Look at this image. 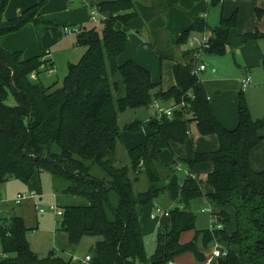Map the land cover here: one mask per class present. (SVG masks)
Masks as SVG:
<instances>
[{"label":"trees","instance_id":"trees-1","mask_svg":"<svg viewBox=\"0 0 264 264\" xmlns=\"http://www.w3.org/2000/svg\"><path fill=\"white\" fill-rule=\"evenodd\" d=\"M9 1L0 0V37L28 23H38L39 10L46 0L4 20ZM224 1L211 0L210 4L215 7ZM255 12L259 18L262 10L257 8ZM98 14L102 17L101 35L94 29H77V45L86 52L77 64H69L58 89L46 88L31 78L43 69L53 70L50 59H25L21 52H9L0 46V186L9 180L27 185L34 175L48 173L56 206L62 211L58 230L66 234L68 245H77L83 237L99 238L90 249L91 264H171L186 252L203 262L202 249H212L214 244L220 245L225 254L217 264H264V173L250 165L252 150L264 139L260 135L264 122L251 118L242 91L237 95L236 127L228 130L217 121L201 80L191 74L201 49L181 54L172 67L174 85L165 91L152 82L147 69L133 61L118 65L117 59L126 49L127 33L115 25L126 26L137 17L134 0L103 3ZM237 21L235 10L209 29L204 19L192 16L191 23L176 34L174 46L186 44L191 33L209 32L205 52L221 55ZM256 39H264V34L255 31L239 36L241 42ZM115 74L125 87V96L120 99L114 97L117 87L110 82ZM155 100L174 104L184 101L185 107L175 110L171 120H154L153 134L128 151L131 170L137 178L143 173L147 179V190L135 193L136 177L130 179L127 168L112 165L119 136L117 117L125 109L148 108ZM191 123L201 136L215 135L218 149L194 153L188 160L175 159L174 164L161 163L149 140L183 144ZM138 126L133 122L125 130L133 132ZM178 162L185 163L189 170L210 163L207 184L212 192L204 196L200 182L187 175L179 185L176 206L168 212L169 225L159 229L155 251L147 256L138 209L165 195ZM92 166L101 170V178L91 174ZM72 197L79 198L78 204L68 203ZM201 197L222 208L212 222L213 226L220 224L221 229L196 230L190 204ZM227 206L235 216V229L230 234L224 229L230 221L223 210ZM0 222V252L5 255L0 264H74L55 257L54 250L38 258L29 248L28 230L19 216ZM191 231L193 239L180 243L181 235ZM199 236L202 248L197 245Z\"/></svg>","mask_w":264,"mask_h":264},{"label":"rangeland","instance_id":"rangeland-1","mask_svg":"<svg viewBox=\"0 0 264 264\" xmlns=\"http://www.w3.org/2000/svg\"><path fill=\"white\" fill-rule=\"evenodd\" d=\"M257 1L225 0L223 2L224 5L222 4V6L218 5L213 8L208 7L205 16L204 12L200 14L201 17L205 20V22L208 21L207 24L210 25L211 29H214L218 25L219 19L221 17H227V15L231 13L230 10H232L234 7H236L235 9H237L238 19H240L238 27L235 29L234 32H231L229 34L227 43L224 48V52L221 55H214L205 52V50H200L198 56V62L204 64V66L207 68L204 74L206 75L207 73H209L207 76H205L206 78L203 77V74L201 75V79L202 77L203 79H205V82H202L204 88H209V90H207L206 92L209 96H211L209 106L215 107V111L220 118H223L225 116L230 118L231 114L235 112L234 110L237 101L236 91L238 90H235L233 87H227L226 91L220 93L219 95H216L214 93L215 90L213 88L211 89V84L217 80V82L226 85L231 84L228 86H237L239 82L246 78H249V80L251 81V86L247 88L248 93L246 94V89L244 90V98L249 113L253 120H262L264 122V39H257L256 41L252 42V45L249 48L246 47L244 49L246 50L245 52H243L244 50H239L240 47L243 46L239 43V35L243 36L255 32L253 26L251 27L252 30H250V15L256 23L260 20H264V16H260L261 18L257 19V16L255 14V8L260 7L259 4H256ZM165 23L166 21L161 19V23L158 25L163 26L165 25ZM169 23L170 22H167L166 24L168 25ZM178 23L180 22L176 20V24ZM262 25L264 26V23ZM146 26H148V23H146ZM85 28L94 29L101 35L103 29L101 17H97L96 21L90 20L89 24L86 25ZM257 28L256 29L260 34H264V32L260 31V28L262 27L258 26ZM68 29L71 30L73 29V27L69 26ZM38 31L40 32L39 29ZM171 32L172 28H170L169 31L168 29L157 30L155 33L160 39V50H157L156 47L152 46L153 48L150 51H147L150 48L144 46L141 50L142 53L138 52L137 54L141 56L139 59L145 64H143L142 62L140 63H142V65H145L146 67L144 68L150 72L152 82L159 83L160 88L164 90H167L174 84L172 64H174L178 59H180V56L183 52L187 50L200 49L201 40L203 38V34H193L194 36L192 38L194 40L189 37L188 42L180 46V49H178V47L174 46V34ZM143 34L144 32L141 33L142 37H144ZM208 34L209 33H205V36L209 37ZM62 40L63 42L61 44H53L49 49L50 54L47 53V55H45L53 60V70H50V72L49 70L43 69L37 77L34 74L31 75V78L33 80L36 79L37 81L41 82L42 85L46 88H60L63 84L64 77L67 75L69 64H77L86 52V48L77 45L75 33L72 32L70 34H64L62 32ZM146 43L148 44L147 41ZM257 52L261 56L259 62H256ZM125 54L126 53L124 52L118 57V65L120 64V62H122V59L125 57ZM177 55L178 58H176ZM136 65L143 67L139 64ZM212 70L214 71V73H212ZM253 77L257 81L261 80V82H259L261 84V89L252 90L254 86V84L252 85V83H254ZM110 82L111 84H115L117 87V90L114 92V97L116 99H119L121 97L123 98L125 95V87L122 83L120 76L118 74L113 75L110 78ZM256 87L258 88L257 84ZM8 104H13V100L11 97H9ZM151 115L152 110L148 107L137 109H125L124 111L119 113L117 117V127L119 130V136L116 141V147L112 157V165L115 168H127L129 170L128 175L130 179L135 178L136 173L135 171L133 172L131 170V164L127 152V147L128 145H130L131 141H127V139L125 138L129 136L133 137L135 135L144 134L143 129H145L146 132L149 131L147 127L148 124L143 122L146 118L151 117ZM154 117L155 114H153L152 121L155 120ZM133 122H138L139 130L133 132L126 131L125 129L129 126V124ZM190 131L193 136H195V145H197L198 138L202 137H199L197 135L198 133L196 131L195 124H192L190 126ZM188 142H191L190 136H188L185 140L184 146L188 145ZM149 144L152 145L156 150L168 149V146H166V144L162 140L150 139ZM217 146L218 144L216 143V148H209V151L217 150ZM206 149L207 150L205 151H208V148ZM259 160L262 164L260 165L259 163H257V165L258 169H261V167H264V154L259 157ZM177 165H179L177 166V170H173L169 178V182L172 184V187L174 189L176 188V190V184L182 182L187 177L189 172V168L186 166L185 163L178 162ZM207 169L205 171H208ZM205 171L197 170L191 174L196 177L195 179L197 181L200 182V188L203 193L208 190L212 191V189L207 184L208 173H206ZM91 174L99 178L103 176L101 170L96 166H92ZM34 181L37 183V186L40 190V194L42 196L41 201L39 200L40 198H36V205L44 208L46 212L42 215H37L38 225L36 229L34 231L30 230L27 233V242L29 244L30 250L35 253L40 259L47 257L49 252L52 250L59 253L60 257L64 260H69V254L75 256L76 258L83 259L87 254L91 252L90 249L94 246L95 242L98 241L99 238L83 237L77 245L70 247L68 245L66 235L62 233V231L58 230L60 227L59 221L61 217L56 216L53 212L48 210L49 206H53L56 204L51 176L48 173L43 172L35 175L33 177L32 182ZM23 185L21 182L16 180H9L2 184L0 186V189L5 190L8 195H11V197L6 198V201L3 198L2 200L4 202L8 201L7 204L11 203L10 206L12 207L13 200H15L17 193H24L25 195H29V192L27 193V191H25L27 187ZM133 189L135 193H142L147 190V179L143 173H140L138 175V178L136 177V180L134 179ZM176 190H167L165 195H162L163 198L160 199L159 206L163 207L164 205H166V203L169 202V198L167 196L170 193L171 195L173 194L172 196L174 197V193ZM78 202L79 198L72 197L68 203L78 204ZM11 207L9 210L11 214L13 213L12 209L18 212L17 206L12 208ZM153 213L156 215V218L158 217L157 220L159 218H162L160 215H158L157 208L154 209ZM140 216L143 219L145 218L144 213H140ZM203 218H201V221ZM230 222L232 223V218H230ZM199 225L201 227L199 229H203L201 224H197V226ZM158 231L157 228H154L150 232V234H146L143 237L144 248L147 256H150L155 251ZM193 237L194 232H185L183 233L181 238L183 242L180 241V243L186 244L191 241Z\"/></svg>","mask_w":264,"mask_h":264},{"label":"crops","instance_id":"crops-1","mask_svg":"<svg viewBox=\"0 0 264 264\" xmlns=\"http://www.w3.org/2000/svg\"><path fill=\"white\" fill-rule=\"evenodd\" d=\"M41 1L42 0H10L4 11L3 19L8 20V19L14 18L18 16L21 12L26 10L27 8ZM115 1H122V0H46L39 10L38 23H28L23 28H21L20 30L14 33L1 36L0 46L9 52H21L22 56L25 59L35 57V56H42V60H48L50 59V57H47L45 55H47V53L50 54L49 52L50 47L53 44L58 45L63 42L62 40V32H63L62 29L63 28H68L69 26H72L73 28L74 27L75 28L85 27L86 25L89 24V21L91 20L90 12L96 11L98 13L99 5L103 3L115 2ZM256 4L257 5L259 4L260 6L256 8H258L259 10H262V13H259V14L261 15V17L264 16V0H258ZM208 7H211V4L206 2L205 0H134V10L135 12H137V17L131 20L126 26L122 25L121 23H117L115 25V28L117 30H123L127 33L126 49L124 51L126 54H125V57L122 59V62H120L119 65L123 64L127 60H132L136 64H139V65H142V63L145 64L143 61L139 59L141 56L137 54L138 52L142 53L141 50L143 49L144 46L150 48L147 51H150L153 48L152 46L156 47L157 50H160L159 49L160 39L155 33L157 30L168 29L169 31V29L172 28L171 33L174 34V39H175L176 34H178L181 30H183L185 27H187L191 23L192 16H197L198 18H202L200 14L204 12V16H205L208 10ZM235 8L236 7L230 10L231 13H229L227 17H229L235 10H237ZM227 17H224V18H227ZM261 17L258 18L257 16V19H260ZM161 19L165 20L166 23L167 22H170V23L168 25L165 23V25L163 26L158 25L161 23ZM176 20L179 21L180 23L176 24ZM239 22H240V19H238L237 21L236 28L238 27ZM146 23H148V26H146ZM205 23L208 26V28L211 29L210 25L207 24L208 21ZM263 23H264V20H260L259 22L256 23L255 20L252 19L250 15V30H252L251 27L253 26L255 31H257L258 29L257 27L260 26L262 27L260 28V31L264 32V28H263L264 26L262 25ZM38 29L41 31L40 35H38V32H39ZM235 29L232 32H234ZM142 32H144L143 34L144 37H142L141 35ZM207 33L209 32H206V34ZM193 34L195 35L198 33H191L190 35L191 39H193L192 38L194 36ZM256 40L249 41V42H241V40H239V43L243 45L240 47L239 50H244L246 47L249 48L252 45V42ZM146 41L148 42V44L146 43ZM144 42H145V45H144ZM178 49L180 48L178 47ZM245 51L246 50H244L243 52ZM256 57H257L256 62H259L261 56L258 52L256 54ZM176 58H178V55L176 56ZM118 59H117V63H118ZM50 60L53 63V60L52 59ZM142 66L143 68L146 67L145 65H142ZM172 67H173V64H172ZM206 70L207 68L205 67V71L200 74V80H201L202 90L209 104V101H211V96H209L206 93L207 90H209V88L205 89L202 84L203 81L205 82V79H203V77L206 78L205 76L209 74V73H207L206 75L204 74ZM212 73H214L213 70H212ZM202 74H203V77L201 79ZM253 81L254 83H252V85L254 84V86L252 90L261 89V84L259 83L261 82V80L257 81L253 77ZM241 82H239L237 86H228L231 84L226 85V84L217 82L216 80L215 82L211 84V89L213 88L215 90L214 93L216 95H219L220 93L226 91L227 87H233L235 90H238L236 91V96L238 95V92H241V91L243 92V95H244L245 89H246V94H247L248 93L247 88L251 86V81L249 85L243 90L241 87ZM256 84L258 88L256 87ZM236 104H237V101H236ZM210 109L214 117L224 128L231 130L236 127L237 122H238L236 106H235V110L232 108L235 112L231 114L230 118H228L227 116L220 118L217 115L214 106L210 107ZM153 114L154 112L152 110L151 117L146 118L145 121L143 122V123L148 124L147 127L149 131L146 132L145 129H143L144 134L135 135L133 137L129 136L125 138L127 139V141H131L130 145H128L127 147L128 148L127 152L130 149L144 143L147 140V137L153 134L152 129H151V123L153 122L152 121ZM192 124H195V123H191L190 126ZM190 126H189L188 136H190L191 142H188V145L184 146V143L180 144V143L169 141L168 144L166 145L168 146L167 150H162V149L156 150L152 145H150V147L152 146L151 147L152 149L158 151V157L161 163L174 164L175 159L188 160L193 157L194 153L214 152L216 150L209 151V148H212V149L216 148V143L218 144L217 146V149H218L219 143H218L217 137L215 135L201 136L198 133L197 128H196V131L198 133L197 135L202 138H198L197 145H195V136H193V134L191 133ZM260 135L264 138V127L261 130ZM206 148H208V151H205L207 150ZM263 154H264V139H263V142L259 143L252 150L250 154L251 167L257 172L264 173V167H261V169H258V165H257V163H259L260 165L262 164L259 160V157L262 156ZM177 166L179 165L175 164V168H178ZM200 166H204V167H200ZM206 169L208 171H205ZM211 169H212V166L210 163H203V164L195 165L192 169L189 170L188 175L189 174L191 175L197 170L205 171L206 173L209 174ZM191 176L196 178L193 175ZM33 177L30 180V182L27 185H25V187H27L25 191H27V193L34 192L38 194L40 198L39 200L41 201L42 196L40 194V190H39V187L37 186V183L35 181L32 182ZM180 183L176 184L177 186V190H176V188L174 189L172 187V184L168 182L167 190L168 191H170V189L172 191L176 190L175 191L176 194L174 193V197H173L172 196L173 194L171 195L169 193V195L167 196L169 198V202L166 203V205H164L163 207L159 206V201L161 198H163L161 196L155 201H152L151 203H149L148 205L144 207H140L138 209L139 222L142 228V231H141L142 237H144L146 234H150V232L154 228H157V231H158L160 228H165L166 226L169 225L168 217H162V218H159L158 220H157L158 217L155 219H151V214L153 213L155 208H157V210L159 209L161 211L169 212L171 208L176 206ZM211 192L212 191L208 190L202 193L205 196ZM0 194H1V197L5 201H6V198L11 197V195H8L5 190L0 189ZM17 194H24V193H17ZM36 201H37L36 198L34 199L26 198L20 204L18 205L13 204L14 206L12 205V207L17 206L18 212L13 209L12 211L13 213H15V215L19 216L22 219L24 226L28 230V232L30 230L34 231L38 225L37 215H39V213L36 212L35 210ZM55 201H56V197H55ZM7 202H2L0 204V219H8L13 215V213L11 214V212L9 211L11 207L10 206L11 203L7 204ZM204 205H207V206H204ZM159 207L162 209H160ZM190 209L196 216V230H200V231L206 230V229L210 230L211 223L213 222V216H215L222 210V208L216 203H213V204L208 203L205 197H201L200 199H196L192 201L190 204ZM223 210L227 213L229 219L232 218V223L229 221V223L224 226V229L226 230V232L230 234L235 229L234 210L229 206L225 207ZM140 213H144V217H145L144 219L140 216ZM201 218H203L202 221H201ZM197 224H201L203 229H199L201 227L200 225L197 226ZM182 235L180 237V241L183 242V240L181 239ZM184 242H187V241H184ZM197 245L199 248L200 247L202 248L201 236L198 237ZM211 251L212 249H208V250L202 249V252L205 255V261L203 262L196 261L192 253L186 252L178 257H175L171 264H217V260H213L211 263L206 262ZM87 255H90V253Z\"/></svg>","mask_w":264,"mask_h":264},{"label":"built area","instance_id":"built-area-1","mask_svg":"<svg viewBox=\"0 0 264 264\" xmlns=\"http://www.w3.org/2000/svg\"><path fill=\"white\" fill-rule=\"evenodd\" d=\"M206 2L210 3L211 0H205ZM97 17H101L97 12L95 11H92L91 12V21H96V18ZM102 19V17H101ZM78 28H73V29H68V28H63V33L64 34H70V33H75L77 31ZM194 40V39H193ZM192 40V41H193ZM209 40V37L205 36V33H203V38L201 40V45H200V49L201 50H204L206 49L208 46H207V42ZM205 71V66L204 64L202 63H197V65L193 68V70L191 71V74L193 76H196L200 79V74L202 72ZM250 83V80L249 78H246L244 79L242 82H241V87H242V90L245 89ZM189 97H191V95L189 94L188 95ZM154 114H155V120H159L161 118H166L168 120H171L172 117H173V114H174V111L177 110V109H180V108H184L185 105H184V101H181L179 104H174V103H167V102H159V101H152V103L150 104L149 106ZM26 198H39V195L34 193V192H29V195H25V194H17L15 200H13V204L14 205H18L20 204L24 199ZM4 202L2 200V197H1V194H0V204ZM35 210L36 212H38L39 214H43L45 212L44 208H42L41 206H35ZM48 210L53 212L56 216H59L61 217L62 215V211L55 205L53 206H49L48 207ZM158 212V215H160L161 217H169L168 215V212L166 211H161V210H157ZM156 218V215L155 214H151V219H155ZM0 220H4V219H0ZM2 227V222H0V229ZM212 228H217V229H221L222 226L219 224V225H212L211 223V227H210V230ZM55 257H60V254L55 252L54 254ZM225 254L223 252V249L220 245L218 244H214L213 245V248H212V251L211 253L209 254L206 262L207 263H211L213 260H217V259H220L222 257H224ZM1 257H5L4 254H2L0 252V258ZM69 260L70 262L74 263V264H91V255H87L85 256L83 259H79V258H76L75 256L69 254Z\"/></svg>","mask_w":264,"mask_h":264},{"label":"water","instance_id":"water-1","mask_svg":"<svg viewBox=\"0 0 264 264\" xmlns=\"http://www.w3.org/2000/svg\"><path fill=\"white\" fill-rule=\"evenodd\" d=\"M12 217H15V213H13Z\"/></svg>","mask_w":264,"mask_h":264}]
</instances>
